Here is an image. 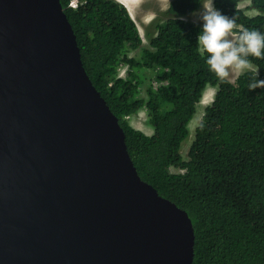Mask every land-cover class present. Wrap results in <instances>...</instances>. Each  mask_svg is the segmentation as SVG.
Returning a JSON list of instances; mask_svg holds the SVG:
<instances>
[{
  "label": "water",
  "instance_id": "obj_1",
  "mask_svg": "<svg viewBox=\"0 0 264 264\" xmlns=\"http://www.w3.org/2000/svg\"><path fill=\"white\" fill-rule=\"evenodd\" d=\"M188 212L138 173L61 0H0V264H193Z\"/></svg>",
  "mask_w": 264,
  "mask_h": 264
},
{
  "label": "trees",
  "instance_id": "obj_2",
  "mask_svg": "<svg viewBox=\"0 0 264 264\" xmlns=\"http://www.w3.org/2000/svg\"><path fill=\"white\" fill-rule=\"evenodd\" d=\"M204 0H172L156 24L150 47L121 0H61L93 84L119 118L129 153L141 178L186 210L195 231L193 264H264V57L249 56L256 69L229 83L209 70L197 44L199 24L187 19ZM214 0L235 20L234 31L264 33V0ZM77 3L76 6L73 4ZM186 17L180 20L179 17ZM141 49L140 58L130 50ZM121 64L127 75H119ZM155 80L140 95L144 78ZM208 87L214 100L196 128L186 159L181 147ZM146 109L153 134L134 127L129 116ZM179 169V172L173 169Z\"/></svg>",
  "mask_w": 264,
  "mask_h": 264
},
{
  "label": "clouds",
  "instance_id": "obj_3",
  "mask_svg": "<svg viewBox=\"0 0 264 264\" xmlns=\"http://www.w3.org/2000/svg\"><path fill=\"white\" fill-rule=\"evenodd\" d=\"M190 15L199 24L197 44L205 54V63L218 78L231 83L238 73L251 68L249 56L264 57V33L249 29L234 31L235 20L216 8L214 0H204ZM179 19L183 21L186 17ZM248 87L264 88V79L254 80Z\"/></svg>",
  "mask_w": 264,
  "mask_h": 264
},
{
  "label": "rangeland",
  "instance_id": "obj_4",
  "mask_svg": "<svg viewBox=\"0 0 264 264\" xmlns=\"http://www.w3.org/2000/svg\"><path fill=\"white\" fill-rule=\"evenodd\" d=\"M125 5H127L128 9L130 10L133 18L138 24L140 29V33L143 38V46L150 47V38L154 37L156 34V24L158 22H163L164 19L167 17V11L170 6V2L172 0H121ZM204 2V1H203ZM252 0H241L240 7L243 8L247 14L249 15H256L258 12L254 9H250L249 5L251 4ZM187 19L193 21L191 16L187 17ZM129 55L131 57L140 58L142 51L141 49L137 50H130ZM256 69L251 64V68L245 69L244 71L238 73L233 81L246 70ZM128 66L126 64H121L119 66L118 72L121 76L127 75ZM136 72H141L144 75L141 88H140V95L143 97L147 96V89L149 85H151L152 81L155 80V71L153 69H143V70H136ZM216 93V88L208 87L204 95L197 106V111L189 123L190 134L189 136L183 141L181 152L183 156L188 159V152L192 143L196 137V128L202 121V118L205 113L206 107L212 103L214 100ZM130 123L138 128L143 130L146 134H153L154 129L149 122V114L146 109H140L137 113L128 117ZM175 172H179V169H173Z\"/></svg>",
  "mask_w": 264,
  "mask_h": 264
},
{
  "label": "built area",
  "instance_id": "obj_5",
  "mask_svg": "<svg viewBox=\"0 0 264 264\" xmlns=\"http://www.w3.org/2000/svg\"><path fill=\"white\" fill-rule=\"evenodd\" d=\"M73 5H74V6H76V5H77V3H74Z\"/></svg>",
  "mask_w": 264,
  "mask_h": 264
}]
</instances>
